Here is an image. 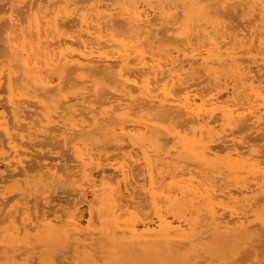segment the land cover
I'll list each match as a JSON object with an SVG mask.
<instances>
[{
	"label": "bare ground",
	"instance_id": "bare-ground-1",
	"mask_svg": "<svg viewBox=\"0 0 264 264\" xmlns=\"http://www.w3.org/2000/svg\"><path fill=\"white\" fill-rule=\"evenodd\" d=\"M0 2V264L264 241V0Z\"/></svg>",
	"mask_w": 264,
	"mask_h": 264
},
{
	"label": "rangeland",
	"instance_id": "rangeland-1",
	"mask_svg": "<svg viewBox=\"0 0 264 264\" xmlns=\"http://www.w3.org/2000/svg\"><path fill=\"white\" fill-rule=\"evenodd\" d=\"M4 2H0V6L3 4ZM235 17H237V15L236 14H234L233 15V17H232V20H234V24H237V22L239 21V17H237V18H235ZM238 19V20H237ZM239 23V22H238ZM200 88H202V89H204V88H208V84L207 83H205V84H201L200 86H199ZM247 134V136L249 135L250 137H257V136H260V134H253V135H250V133L248 132V133H246ZM260 137H263L262 135L260 136ZM263 143V142H262ZM262 143H260V144H262ZM39 148V147H38ZM48 147H42V152H47L48 151ZM114 154H116V152H113L112 153V155H114ZM3 169H4V167H2ZM58 196H64L65 194H61V193H59V194H57ZM147 212L149 211V210H146ZM89 218V213H88V210L86 209V206H84L83 207V224H85L86 225V223H87V219ZM151 218V217H150ZM263 234V233H262ZM261 234V236H263ZM263 238V237H262ZM261 239V238H260ZM260 239H258L257 241L258 242H256V243H258V246H256L257 244L256 243H254V247H255V249H254V247L252 248V247H250V248H248V246L246 247V248H243V250L242 249H240V250H238V252H237V250H236V253H234V254H229L228 253V256H230V258H228V261H231L232 263H241V262H244V261H246V260H248L249 259V261H251V260H257V258L258 257H260V256H255L254 255V252L255 251H257L258 250V252H260L259 250H261V248L263 247V249H264V246L263 245H261V244H264V241H263V239L260 241ZM261 245V246H260ZM253 249V250H252ZM262 251V250H261ZM225 252H228V250L227 249H225ZM252 254L253 253V255H254V257L252 256V255H250V253ZM249 254V255H248ZM249 256H252L253 258H249ZM255 257H256V259H255ZM262 258H263V256H261ZM248 258V259H247ZM251 259V260H250ZM260 259V258H259ZM260 261H261V259H260ZM196 262H198V260H196ZM196 262H194V263H196ZM200 262V261H199ZM202 262V261H201ZM201 262H200V264H201ZM230 262V263H231ZM258 262H259V260H258ZM263 262V264H264V261L262 260L261 261V263ZM216 263H218V261L217 262H215V264ZM223 263V262H222ZM260 262H259V264H261ZM197 264V263H196ZM206 264V263H205ZM224 264V263H223Z\"/></svg>",
	"mask_w": 264,
	"mask_h": 264
}]
</instances>
